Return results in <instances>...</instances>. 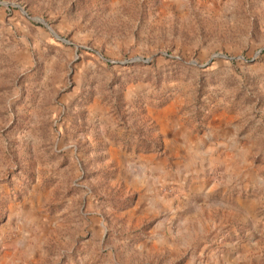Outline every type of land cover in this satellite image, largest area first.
I'll use <instances>...</instances> for the list:
<instances>
[{"label":"rangeland","instance_id":"obj_1","mask_svg":"<svg viewBox=\"0 0 264 264\" xmlns=\"http://www.w3.org/2000/svg\"><path fill=\"white\" fill-rule=\"evenodd\" d=\"M183 218L264 264V0H0V264H180Z\"/></svg>","mask_w":264,"mask_h":264},{"label":"crops","instance_id":"obj_2","mask_svg":"<svg viewBox=\"0 0 264 264\" xmlns=\"http://www.w3.org/2000/svg\"><path fill=\"white\" fill-rule=\"evenodd\" d=\"M189 172V170H188ZM198 173V172H197ZM199 176V175H198ZM177 223L178 225V231L177 235H181L182 243L180 248L185 251V259H182L180 264H203L202 262H205V264H208V261H204L205 256H208L205 252V246H196V245H190V242H193L192 240L196 239L198 232L200 233V229L195 232L194 230L189 229V221L185 218L182 219H175L173 220V223ZM230 253V252H229ZM232 254L234 255L235 252L232 251ZM214 264V263H213Z\"/></svg>","mask_w":264,"mask_h":264},{"label":"water","instance_id":"obj_3","mask_svg":"<svg viewBox=\"0 0 264 264\" xmlns=\"http://www.w3.org/2000/svg\"><path fill=\"white\" fill-rule=\"evenodd\" d=\"M136 60H138V59H133L132 61H136Z\"/></svg>","mask_w":264,"mask_h":264}]
</instances>
